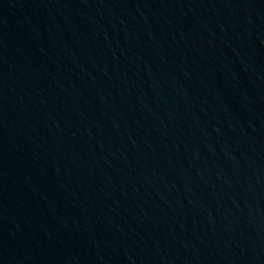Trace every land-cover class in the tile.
<instances>
[{"label": "water", "instance_id": "water-1", "mask_svg": "<svg viewBox=\"0 0 264 264\" xmlns=\"http://www.w3.org/2000/svg\"><path fill=\"white\" fill-rule=\"evenodd\" d=\"M0 264H264V0H0Z\"/></svg>", "mask_w": 264, "mask_h": 264}]
</instances>
